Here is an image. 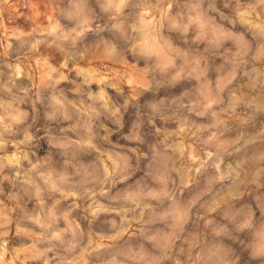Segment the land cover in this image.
<instances>
[{
  "label": "clouds",
  "instance_id": "clouds-1",
  "mask_svg": "<svg viewBox=\"0 0 264 264\" xmlns=\"http://www.w3.org/2000/svg\"><path fill=\"white\" fill-rule=\"evenodd\" d=\"M0 264H264V0H0Z\"/></svg>",
  "mask_w": 264,
  "mask_h": 264
}]
</instances>
